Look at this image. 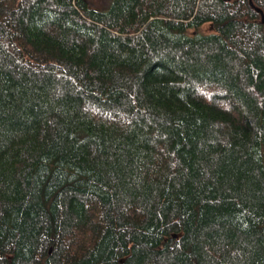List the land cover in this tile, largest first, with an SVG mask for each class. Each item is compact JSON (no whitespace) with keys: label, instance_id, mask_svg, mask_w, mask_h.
<instances>
[{"label":"trees","instance_id":"16d2710c","mask_svg":"<svg viewBox=\"0 0 264 264\" xmlns=\"http://www.w3.org/2000/svg\"><path fill=\"white\" fill-rule=\"evenodd\" d=\"M103 2L0 0V264H264V0Z\"/></svg>","mask_w":264,"mask_h":264},{"label":"rangeland","instance_id":"374dc122","mask_svg":"<svg viewBox=\"0 0 264 264\" xmlns=\"http://www.w3.org/2000/svg\"><path fill=\"white\" fill-rule=\"evenodd\" d=\"M95 3H98L99 5H101L102 3H104L103 2V0H93ZM211 32V29H210V26H205L204 28H203V33H205V34H208V33H210Z\"/></svg>","mask_w":264,"mask_h":264},{"label":"water","instance_id":"95a60500","mask_svg":"<svg viewBox=\"0 0 264 264\" xmlns=\"http://www.w3.org/2000/svg\"><path fill=\"white\" fill-rule=\"evenodd\" d=\"M261 13V21H262V24L264 25V12L262 11H259Z\"/></svg>","mask_w":264,"mask_h":264}]
</instances>
